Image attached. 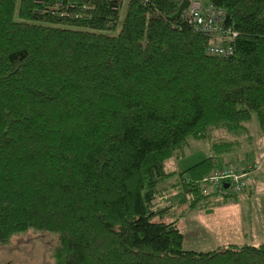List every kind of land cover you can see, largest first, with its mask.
<instances>
[{"label": "trees", "instance_id": "trees-1", "mask_svg": "<svg viewBox=\"0 0 264 264\" xmlns=\"http://www.w3.org/2000/svg\"><path fill=\"white\" fill-rule=\"evenodd\" d=\"M181 1L0 0V245L31 230L51 264H264V241L196 251L155 219L218 200L204 178L244 144L213 131L251 139L255 114L264 134V0H199L234 33L228 54L169 19ZM190 138L213 155L167 169Z\"/></svg>", "mask_w": 264, "mask_h": 264}, {"label": "rangeland", "instance_id": "rangeland-1", "mask_svg": "<svg viewBox=\"0 0 264 264\" xmlns=\"http://www.w3.org/2000/svg\"><path fill=\"white\" fill-rule=\"evenodd\" d=\"M246 125L251 139L245 135L235 138L224 130L213 131L212 135L220 139H242L244 146L238 152L225 157L228 163L224 162L223 169L235 167L240 170L242 167H238L237 162L248 153L250 159L254 161L250 189L252 193L257 194L247 202L243 200L247 196L240 193V197L235 200L227 197L226 202L222 204L221 198H224L221 195L222 192L217 190L215 199L218 200L212 202L214 195L210 191L208 194L212 197L207 203L202 201V203L190 205L186 201L181 205L173 204L172 209L166 214L161 217L156 216L157 220L177 222L184 235V248L208 251L231 243L244 242L258 245L264 241V134L259 131L255 114ZM211 155L213 153L209 142L190 138L184 155L179 158H168L165 166L169 170H183ZM247 167H250L249 164ZM172 181V178L166 179L160 186L161 193L157 199L160 206H166L172 201L166 202L164 199L175 192V188L167 187ZM242 236L243 241L236 243L234 237L242 240ZM49 245L50 242L45 233H34L30 230L16 235L12 237L9 244L0 245V264H51L52 261L48 255Z\"/></svg>", "mask_w": 264, "mask_h": 264}, {"label": "built area", "instance_id": "built-area-1", "mask_svg": "<svg viewBox=\"0 0 264 264\" xmlns=\"http://www.w3.org/2000/svg\"><path fill=\"white\" fill-rule=\"evenodd\" d=\"M182 18L186 19L196 30L212 34L216 39L208 46V51L216 54H228L231 52L229 46L230 37L228 34H234L230 30H223V17L220 13L214 11L212 7L203 5L199 0H189L187 7L181 13ZM222 15V14H221ZM250 171L245 168L238 170L235 167L222 169L216 173L206 176L204 179L209 181L213 188H216L222 194L242 193L246 190L248 180L247 175ZM225 183V185H223Z\"/></svg>", "mask_w": 264, "mask_h": 264}, {"label": "water", "instance_id": "water-1", "mask_svg": "<svg viewBox=\"0 0 264 264\" xmlns=\"http://www.w3.org/2000/svg\"><path fill=\"white\" fill-rule=\"evenodd\" d=\"M188 3L189 0H182L178 5L177 11L172 16H170L169 19L178 17L182 13V11L187 7Z\"/></svg>", "mask_w": 264, "mask_h": 264}, {"label": "crops", "instance_id": "crops-1", "mask_svg": "<svg viewBox=\"0 0 264 264\" xmlns=\"http://www.w3.org/2000/svg\"><path fill=\"white\" fill-rule=\"evenodd\" d=\"M258 188V187H257ZM255 194H257L256 192H254V193H252V189H251V191H250V193H248V194H243L244 196H247L246 198L244 197V199L243 200H245V201H249V200H251V199H253V197H254V195ZM249 195V196H248ZM243 236H242V240H241V238L239 239V237H234V240H235V242L236 243H239L240 241L242 242L243 241Z\"/></svg>", "mask_w": 264, "mask_h": 264}]
</instances>
